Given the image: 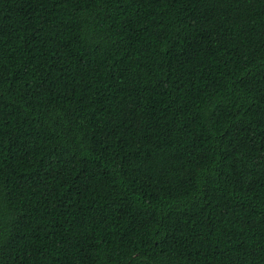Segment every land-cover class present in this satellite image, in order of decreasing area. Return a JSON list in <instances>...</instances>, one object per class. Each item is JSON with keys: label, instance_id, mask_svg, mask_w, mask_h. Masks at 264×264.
Returning <instances> with one entry per match:
<instances>
[{"label": "trees", "instance_id": "obj_1", "mask_svg": "<svg viewBox=\"0 0 264 264\" xmlns=\"http://www.w3.org/2000/svg\"><path fill=\"white\" fill-rule=\"evenodd\" d=\"M0 264H264V0H0Z\"/></svg>", "mask_w": 264, "mask_h": 264}]
</instances>
